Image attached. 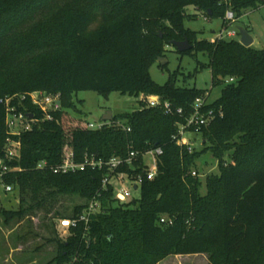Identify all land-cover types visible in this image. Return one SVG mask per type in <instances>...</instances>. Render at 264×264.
<instances>
[{"label":"trees","instance_id":"1","mask_svg":"<svg viewBox=\"0 0 264 264\" xmlns=\"http://www.w3.org/2000/svg\"><path fill=\"white\" fill-rule=\"evenodd\" d=\"M261 2L0 0V158L14 169L1 183L19 196L17 211L0 209L4 224H25L27 239L37 237L32 222L40 213L77 221L68 238L50 240L57 247L56 264H158L201 254L208 255V264H264V50L238 40L199 41L184 25L189 7L206 19H223L225 26L229 10L238 20ZM175 41L191 46L181 56L208 55L209 64L201 68L211 71L213 88L223 87L220 98L209 102V92L179 88L174 77L165 85L153 81L152 65ZM36 91L60 94L62 110L48 120L30 99L14 100L19 112L39 123L11 136L6 100ZM86 91L106 99L114 92L157 96L162 104L141 102L140 109L91 130L69 112L78 111L74 95ZM198 99L205 101L201 113H211L212 120L199 133L202 149L190 151L176 137ZM9 139L21 145L20 157L12 161L6 159ZM158 148L163 150L158 174L144 180L138 201L114 198L113 187L103 185L107 169L68 175L51 170L69 152L80 163L87 155L107 161ZM206 155L218 163L219 174L206 178L203 195L198 161ZM135 167L118 172L145 176L141 156ZM64 199L79 203L57 210ZM92 202L101 209L86 224L80 218ZM162 217L173 225L160 224Z\"/></svg>","mask_w":264,"mask_h":264},{"label":"rangeland","instance_id":"2","mask_svg":"<svg viewBox=\"0 0 264 264\" xmlns=\"http://www.w3.org/2000/svg\"><path fill=\"white\" fill-rule=\"evenodd\" d=\"M231 1L227 0L228 4ZM187 15L188 17L184 23L185 28L198 33L199 41L213 42L223 29V19H206L194 7L187 8ZM237 27L249 30L250 35L254 39L252 48L264 50V3H258L256 8L243 11L241 17L236 20V24L229 29L232 30ZM160 35L163 37L161 32ZM160 58H166L168 65L167 68H165L166 66L161 67L159 63L152 65L150 75L155 83L165 85L170 77H174L175 84L179 88H196L209 92V102H214L220 98L223 87L213 88L211 71L208 68H201L202 65L209 64L207 54L198 53L195 57L181 56L175 47L166 46L165 53ZM149 100L161 102V99L157 96L144 94L135 97L114 92L106 99L94 91L79 92L74 95L72 102L78 111L71 110L69 112L75 118L98 125L104 122L103 118L108 112H112L114 117L132 113L140 109L141 102L147 103ZM185 138L192 144L193 149L195 148L198 151L202 149L203 140L200 134L188 132ZM145 160L149 162L150 157H146ZM218 174V163L211 155H206L198 161V175L202 180L201 193L203 195L206 193V178L210 175ZM140 198L141 191L133 190L130 201H138ZM78 203V200L64 199L60 202L57 210H70ZM0 205L6 211H17L19 209L18 194L15 192L6 193L3 183H0ZM13 226L17 227L16 225ZM25 226V224L20 225L14 236H23L24 231L21 228L23 229ZM0 227H5L1 217ZM32 227V231L37 237H28L25 239L27 245L24 250H14L13 252H11V248L8 245L9 242H7L9 241L7 240V233L0 229V264H56L54 258L57 256V247L50 240L57 237L60 239L68 238L70 229L62 227L60 220L54 218L53 215L47 216L45 213L38 214L32 222ZM8 258L10 260L6 263L5 261ZM158 264H208V255L171 256L161 260Z\"/></svg>","mask_w":264,"mask_h":264},{"label":"built area","instance_id":"3","mask_svg":"<svg viewBox=\"0 0 264 264\" xmlns=\"http://www.w3.org/2000/svg\"><path fill=\"white\" fill-rule=\"evenodd\" d=\"M236 16L232 11H229L225 18L226 25L223 27L222 31L217 35V40H238L240 42V34L237 28L229 29L234 24H236ZM234 79H228L226 83H232ZM18 99L19 102H24L28 99L31 100L32 104L39 108L48 120H51V114L62 110V100L61 95H49L43 91H36L22 96H15L6 100V126L8 132L13 137H18L24 132L31 131L35 125L39 123V120L29 118L30 114L19 112L18 108L12 105L14 100ZM1 103V102H0ZM205 101L203 99H198L194 106V113L188 120L186 126L180 128L178 136L176 137L177 144L179 146H187L189 150L192 151L193 147L190 142L185 138L188 132L199 134L203 127H207L212 120V114L208 115L202 114L201 109ZM160 101L149 100L147 102L148 107H158L161 106ZM164 108L167 112H171V107L169 103L164 104ZM178 113H182L181 110ZM107 122H103L98 125L90 124L89 129L96 130L101 129L106 125ZM21 145L19 142L8 140V148L6 159L9 161L15 160L20 157ZM163 155V150L158 148L156 150H151L147 153H140L131 151L127 158H112L110 160L104 161L96 159L94 156H86L83 162H76L75 156L72 152L67 153L62 164L57 167L51 168L55 174H75L78 172H84L87 169L102 171L104 169L108 170V174L103 180L104 187H113L114 198L119 203H127L132 197V191L140 190L143 185L144 180L153 181L158 174V162L159 158ZM142 157V162L144 166L145 176L143 174H130L128 172H118L119 169L126 167L133 171H136L135 162L138 157ZM146 157H150V161L147 162ZM46 167V164L39 165V169ZM14 171L10 169L2 158H0V183L3 181L5 175ZM195 176L196 173H193ZM136 187V189H135ZM5 192L12 193L13 189L11 186L5 185ZM100 205L97 202H92L89 208L84 212L83 216L80 218L81 221L88 224L89 219L92 215L100 212ZM62 227L70 229L77 225V221L61 220ZM162 225H173V220L168 217H162L160 220Z\"/></svg>","mask_w":264,"mask_h":264},{"label":"water","instance_id":"4","mask_svg":"<svg viewBox=\"0 0 264 264\" xmlns=\"http://www.w3.org/2000/svg\"><path fill=\"white\" fill-rule=\"evenodd\" d=\"M237 30L240 34V43L246 47L250 48L252 47L254 43L253 37L250 35V33L243 27H237ZM172 46L175 47L176 51L178 53H185L191 49V46L189 45L188 41H175L172 43ZM157 63H159L160 66L165 67L168 65V61L166 58H159L157 60ZM29 118L32 119L33 115H29ZM114 119V115L112 112H108L104 118V122H112ZM136 189V187H135Z\"/></svg>","mask_w":264,"mask_h":264},{"label":"crops","instance_id":"5","mask_svg":"<svg viewBox=\"0 0 264 264\" xmlns=\"http://www.w3.org/2000/svg\"><path fill=\"white\" fill-rule=\"evenodd\" d=\"M0 209L1 210H5L3 207H2V205H0ZM0 217H1V215H0ZM5 225V230H4V228L3 227H0V229L1 230H3V231H5V233H7V235L9 236H7V240H9V241H7V242H9V246H10V248H11V252H13L14 250L15 251H19V250H24V248L26 247V241H25V239L23 238V236H19V235H17V237L16 236H14L15 234H16V230L18 231V228H19V226L20 225H16L17 227H15V226H13V224H9V225H6V224H4ZM21 230H22V228H21ZM11 236V237H10ZM10 257H11V255H10ZM9 258H8V260H6L5 262L7 263V262H9Z\"/></svg>","mask_w":264,"mask_h":264}]
</instances>
